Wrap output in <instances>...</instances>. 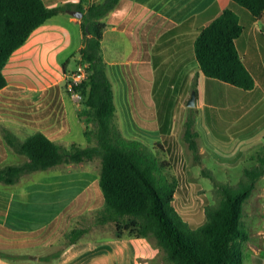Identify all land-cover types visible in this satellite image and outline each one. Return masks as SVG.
Here are the masks:
<instances>
[{"label": "crops", "instance_id": "obj_1", "mask_svg": "<svg viewBox=\"0 0 264 264\" xmlns=\"http://www.w3.org/2000/svg\"><path fill=\"white\" fill-rule=\"evenodd\" d=\"M44 1L56 6L80 0ZM226 7L238 13L244 27L236 43L255 77L252 89L207 76L197 60L198 34ZM106 21L102 42L115 89L117 114L119 84L115 80L122 81L124 74L131 71L134 89L129 91L130 112L135 116L138 112L148 114L149 108L152 115H146V121L157 128L154 137L171 138L178 118L184 131L190 107L187 102L193 90H197L193 107L198 111L199 159L212 161L220 168L238 162L253 164L252 154L264 144V14L257 17L235 0H121ZM81 23L82 17L71 12L51 18L33 31L5 66L8 84L0 89V167L27 160L7 143L6 130L21 139L42 131L52 140L70 146L79 144L78 137L86 136L87 127L93 126L81 114L83 104L76 103L66 92L65 83L60 87L57 79L60 68L65 72L64 81V75L76 69L73 60L82 59ZM121 39L127 40L132 48L127 55H123L118 43ZM73 41L75 49L68 52ZM148 66L153 70L159 68L156 81L160 85L159 101L155 107L148 103L147 87L146 91L138 92L141 81L148 83ZM184 97L188 111L182 110L179 117L178 102ZM132 138L146 142L138 135ZM83 162L86 161L39 170L53 172L49 177L54 182L25 184L36 171L23 175L14 184L0 182V264H170L161 258V249L153 239L118 237L113 222L92 226L99 231L112 224L111 233L88 231L57 257L65 233L79 225L76 218L96 211L105 202L100 174L84 166L75 169L74 165ZM187 166L183 165L182 169L189 170ZM249 199L252 211L246 224L251 235L247 240L250 260L253 264H264V244H261L264 242V176ZM10 254L18 257L11 259Z\"/></svg>", "mask_w": 264, "mask_h": 264}, {"label": "trees", "instance_id": "obj_2", "mask_svg": "<svg viewBox=\"0 0 264 264\" xmlns=\"http://www.w3.org/2000/svg\"><path fill=\"white\" fill-rule=\"evenodd\" d=\"M235 1L257 17L264 14V0ZM120 3L121 0H80L49 6L44 0H0V89L8 84L5 66L35 29L69 9L84 12L81 23L84 46L80 54L82 62L89 63V75L78 89L84 94L81 114L89 123H94L85 131L87 146L77 143L66 146L42 131L21 139L6 130L7 143L27 160L0 167V182L14 184L31 172L100 157L99 181L105 202L95 211L96 223L113 222L118 237L153 239L161 249V258L170 264H244L242 243L251 237L245 220V203L264 176V144L252 154L253 164L244 168L236 184L213 177L215 191L213 200L205 207V223L197 227L189 223L174 205L178 179L163 173L164 169H172L170 160L160 159L156 146L128 137L116 122V94L102 41L108 26L106 18ZM243 29L238 13L224 8L198 34L196 56L207 76L252 89L255 77L236 43ZM197 115L196 107H189L183 135L199 159ZM158 146L162 149L160 143ZM89 230V227L74 226L67 231L59 243L57 257Z\"/></svg>", "mask_w": 264, "mask_h": 264}, {"label": "rangeland", "instance_id": "obj_3", "mask_svg": "<svg viewBox=\"0 0 264 264\" xmlns=\"http://www.w3.org/2000/svg\"><path fill=\"white\" fill-rule=\"evenodd\" d=\"M73 9V8H72ZM69 12V11H66ZM122 46V53L123 55H127L131 51V46L127 40H120L118 41ZM74 41L70 45V48L67 50L73 51L74 48ZM66 51V52H67ZM82 63V59L73 60V67L77 69L79 64ZM160 67V66H159ZM73 68V69H74ZM156 68V66H155ZM67 69V66L65 67ZM148 83L144 81L140 82L142 87L139 86V93L144 92L147 90V100L151 106H156L158 103V95H159V87L160 85L157 84V77H158V67L157 70H153L151 66H148ZM70 70V69H69ZM75 70V69H74ZM68 72V71H67ZM71 72V71H70ZM65 72L63 68H60L57 72V79L60 83V87L64 85V81L62 75ZM132 72H127L124 74V79L121 81L116 79L115 81L118 82V93H119V112L117 114L116 122L118 126L123 130V132L128 137H135L138 135L140 138H143L149 145L156 146V152L160 159H168L172 163V169H164L163 173L166 176H175L178 179L179 187L176 192V198L174 200V205L178 208L181 212L183 217L187 219L193 226L197 227L205 223L206 221V213L205 207L206 205L213 200V194L215 191V182L213 177L217 180L222 182H228L231 184H236L243 175L244 168L248 165L244 162L234 163L233 165H227L228 169L220 168L216 166L212 161L205 162L200 158L197 159L194 156V152L189 149L188 144L184 140L183 130L180 128L181 126V119L178 118L177 124L175 122V127L172 128L173 135L171 138L162 137L161 139H156L153 134L157 133L155 127H152V123L148 124L146 121V115H152L150 113V109L148 108V114L138 112V116H135L133 112H130V101L131 98L129 96L130 89H134L132 85ZM145 76V75H144ZM65 80V79H64ZM148 88L145 90V88ZM66 88V85H65ZM66 92L67 88L65 89ZM71 96V94L68 92ZM134 105H136V97L133 98ZM75 101V100H74ZM187 98H182L179 100L178 104L180 106V113L178 114L181 117L182 110L188 111V106L186 104ZM67 102L70 105H74L73 100L67 98ZM76 102V101H75ZM77 103V102H76ZM145 104V103H144ZM139 105H141L139 103ZM157 114H154V117ZM137 119V123L135 120ZM154 126V124H153ZM151 127V128H149ZM149 128V129H148ZM148 129V130H147ZM150 136V139L147 137ZM79 145L87 146L89 145L88 139L86 136L81 135L78 137ZM162 145V149L158 146V144ZM202 156V155H201ZM228 163V162H227ZM188 165L189 170L182 169L183 165ZM75 169H80L88 167L91 169L92 173L100 174L102 162L101 158L97 157L93 160H89L83 162L79 165H74ZM65 166H61L59 168H63ZM186 167V168H187ZM51 172L47 171H36L30 177H25L24 181L29 179L25 184L34 183L40 184L43 180H50L52 182L55 179H51L49 177ZM53 174V172L51 173ZM51 176V175H50ZM245 220L248 221V214L252 211L251 201L250 199L245 203ZM96 212H90L83 216H79L76 218V222L79 223L78 226L82 225L83 227L92 228L93 225H97L98 223L95 222V215ZM114 224V223H113ZM114 225H110V227L102 230H96L97 227H93L89 230L91 233L96 232L97 234L101 233H111L114 231ZM264 242H261V244ZM243 249L245 251V259L244 264H253L250 260L249 250L247 246V240L243 241L242 243Z\"/></svg>", "mask_w": 264, "mask_h": 264}, {"label": "built area", "instance_id": "obj_4", "mask_svg": "<svg viewBox=\"0 0 264 264\" xmlns=\"http://www.w3.org/2000/svg\"><path fill=\"white\" fill-rule=\"evenodd\" d=\"M88 66L89 63L83 61L79 64L77 69L64 75L67 91L78 104H83L84 101V94L78 89V87L88 78Z\"/></svg>", "mask_w": 264, "mask_h": 264}, {"label": "water", "instance_id": "obj_5", "mask_svg": "<svg viewBox=\"0 0 264 264\" xmlns=\"http://www.w3.org/2000/svg\"><path fill=\"white\" fill-rule=\"evenodd\" d=\"M69 12H71L74 15H77L79 17H83L84 12L80 9H69ZM196 99H197V90H193L191 97L189 98L187 104L190 107H193L196 105Z\"/></svg>", "mask_w": 264, "mask_h": 264}]
</instances>
